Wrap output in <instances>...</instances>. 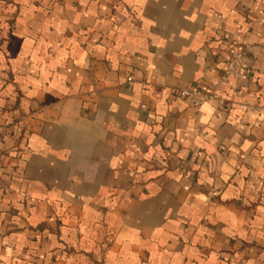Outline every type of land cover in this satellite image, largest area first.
I'll use <instances>...</instances> for the list:
<instances>
[{"label":"crops","instance_id":"0c3cea01","mask_svg":"<svg viewBox=\"0 0 264 264\" xmlns=\"http://www.w3.org/2000/svg\"><path fill=\"white\" fill-rule=\"evenodd\" d=\"M0 264H264V0H0Z\"/></svg>","mask_w":264,"mask_h":264},{"label":"built area","instance_id":"2783aa9c","mask_svg":"<svg viewBox=\"0 0 264 264\" xmlns=\"http://www.w3.org/2000/svg\"><path fill=\"white\" fill-rule=\"evenodd\" d=\"M244 55L245 50H235L226 58L225 64L226 69L223 76V80L228 77H236L243 73L244 71ZM180 95L185 97H190L193 105L198 106L203 101L213 97L212 93L202 92L199 89L182 88L179 91Z\"/></svg>","mask_w":264,"mask_h":264}]
</instances>
